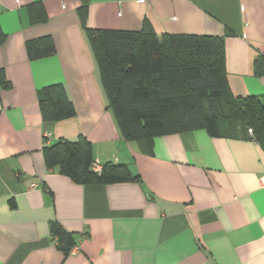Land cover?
Listing matches in <instances>:
<instances>
[{
    "label": "crops",
    "instance_id": "0c3cea01",
    "mask_svg": "<svg viewBox=\"0 0 264 264\" xmlns=\"http://www.w3.org/2000/svg\"><path fill=\"white\" fill-rule=\"evenodd\" d=\"M83 0H0V264H264V148L205 129L125 139L81 25ZM223 37L234 96L264 95V0H89L88 28ZM43 35L54 53L30 58ZM61 84L74 115L43 120L39 91ZM47 145L84 136L95 162L139 181L78 184L47 167ZM10 201L14 203L12 207ZM76 240L65 255L50 224Z\"/></svg>",
    "mask_w": 264,
    "mask_h": 264
},
{
    "label": "trees",
    "instance_id": "16d2710c",
    "mask_svg": "<svg viewBox=\"0 0 264 264\" xmlns=\"http://www.w3.org/2000/svg\"><path fill=\"white\" fill-rule=\"evenodd\" d=\"M88 1L79 7L81 25L98 66L107 106L123 138L149 141L202 128L211 136L248 137L264 148V95L231 93L223 37L158 35L146 21L139 30L88 28ZM3 38L0 32V43ZM26 49L30 58H38L54 53L55 46L50 35H43L28 40ZM254 70L264 72V57L254 60ZM38 103L43 120L74 115L61 84L42 88ZM43 154L47 167H56L78 184L139 181L122 163L106 162L95 171L92 144L84 136L44 144ZM50 233L65 255L76 246L74 235L58 222L50 224Z\"/></svg>",
    "mask_w": 264,
    "mask_h": 264
},
{
    "label": "built area",
    "instance_id": "2783aa9c",
    "mask_svg": "<svg viewBox=\"0 0 264 264\" xmlns=\"http://www.w3.org/2000/svg\"><path fill=\"white\" fill-rule=\"evenodd\" d=\"M248 133L251 134V129H248ZM49 136H50L49 134H46V135L44 136V144L47 143V139L49 138ZM100 168H101V165L98 164L97 162H95V163H94V166H93V169H94L95 171H99ZM260 182H261L262 186H264V177L261 178ZM73 250H74V248L72 249V251H73ZM72 251H71V252H72Z\"/></svg>",
    "mask_w": 264,
    "mask_h": 264
}]
</instances>
